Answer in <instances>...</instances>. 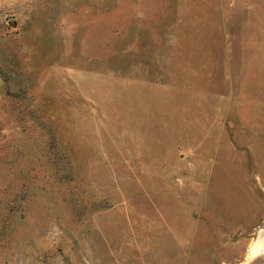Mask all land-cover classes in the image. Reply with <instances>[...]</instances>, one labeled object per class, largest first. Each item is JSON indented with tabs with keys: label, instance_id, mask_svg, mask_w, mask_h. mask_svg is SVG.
<instances>
[{
	"label": "rangeland",
	"instance_id": "374dc122",
	"mask_svg": "<svg viewBox=\"0 0 264 264\" xmlns=\"http://www.w3.org/2000/svg\"><path fill=\"white\" fill-rule=\"evenodd\" d=\"M263 243L264 0H0V264Z\"/></svg>",
	"mask_w": 264,
	"mask_h": 264
},
{
	"label": "bare ground",
	"instance_id": "6f19581e",
	"mask_svg": "<svg viewBox=\"0 0 264 264\" xmlns=\"http://www.w3.org/2000/svg\"><path fill=\"white\" fill-rule=\"evenodd\" d=\"M262 245H264V243H263ZM258 247H259V246H258ZM262 247H263V246H262ZM262 247H261V248H262ZM255 250H256V251H258V248H257V249H255ZM262 263L264 264V262H262Z\"/></svg>",
	"mask_w": 264,
	"mask_h": 264
}]
</instances>
